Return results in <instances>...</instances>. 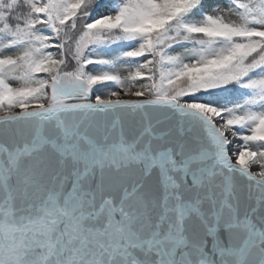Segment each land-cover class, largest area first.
<instances>
[{
	"label": "snow or ice",
	"instance_id": "1",
	"mask_svg": "<svg viewBox=\"0 0 264 264\" xmlns=\"http://www.w3.org/2000/svg\"><path fill=\"white\" fill-rule=\"evenodd\" d=\"M0 264H264V0H0Z\"/></svg>",
	"mask_w": 264,
	"mask_h": 264
}]
</instances>
